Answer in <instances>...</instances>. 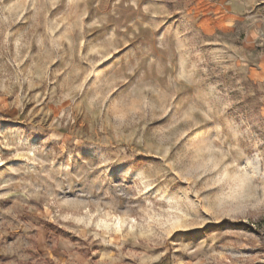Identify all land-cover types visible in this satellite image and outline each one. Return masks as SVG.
Masks as SVG:
<instances>
[{"label": "rangeland", "instance_id": "1", "mask_svg": "<svg viewBox=\"0 0 264 264\" xmlns=\"http://www.w3.org/2000/svg\"><path fill=\"white\" fill-rule=\"evenodd\" d=\"M0 264H264V0H0Z\"/></svg>", "mask_w": 264, "mask_h": 264}]
</instances>
